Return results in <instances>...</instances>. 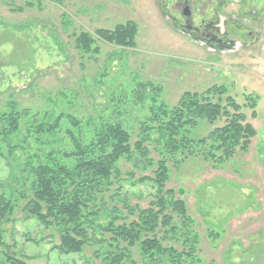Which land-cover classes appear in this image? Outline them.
Returning <instances> with one entry per match:
<instances>
[{"label": "rangeland", "instance_id": "1", "mask_svg": "<svg viewBox=\"0 0 264 264\" xmlns=\"http://www.w3.org/2000/svg\"><path fill=\"white\" fill-rule=\"evenodd\" d=\"M175 1L0 0V110L7 99L17 100L40 117L45 111L53 112V117L65 112L85 126L90 118L109 116L116 107L115 118L138 126L137 118L146 117L153 103L150 90L143 91L141 83L159 86V100L171 106L187 91L225 85L258 132L249 151L219 167L201 157L190 158L178 168L171 166L167 187L184 190L198 223L205 264H264V39H255L264 38V0H203L209 6L206 11L220 9L215 17L222 31L241 38H249L247 30L252 32L249 42L255 43L229 51L214 50L186 32L179 24V10L173 9ZM251 10L257 12L256 18L250 16ZM244 12L249 14L246 21ZM232 18L242 26L238 33ZM128 20L138 25L135 47L98 39V52L85 54L76 48L75 35L81 31L113 29ZM112 94L120 98L116 105L110 103ZM138 94L144 98L140 100ZM205 123L201 120L193 136L209 132ZM67 128L72 125L63 119L57 137L62 138L61 147L71 149ZM83 131L92 135L90 127ZM131 168L126 162L124 170ZM10 172L7 161L0 158V194L3 187H12L7 183ZM16 187L23 188L18 183ZM125 191L142 197L145 206L154 188L127 184ZM24 204L11 220L0 221L11 251L27 257L30 264H103L90 247L79 253L60 252L55 248L58 234L35 218H25ZM210 230L218 233L216 240L209 237Z\"/></svg>", "mask_w": 264, "mask_h": 264}, {"label": "trees", "instance_id": "2", "mask_svg": "<svg viewBox=\"0 0 264 264\" xmlns=\"http://www.w3.org/2000/svg\"><path fill=\"white\" fill-rule=\"evenodd\" d=\"M137 34V23L128 20L113 29L81 31L75 35V46L85 54L98 52L100 39L133 48ZM140 86L150 90L153 103L146 117L137 118L138 126L115 118L116 107L109 116L90 118L82 126V120L72 114L53 117V112L45 111L40 117L17 100L7 99L0 110V158L10 166L6 182L12 187H3L0 194V221L11 220L25 202V218L53 228L60 240L55 248L64 254L90 247L103 264H205L198 223L184 190L167 187L171 166L178 168L190 158L201 157L219 167L249 151L258 132L225 85L187 91L172 106L159 100V86L151 82ZM119 99L112 94L109 100L116 105ZM63 119L72 125L65 129L71 149L61 147L62 138L57 137ZM201 120L210 130L195 137L193 131ZM89 127L90 137L83 131ZM126 162L131 169L124 170ZM127 184L154 188L147 205H142V197L125 191ZM209 237L216 240L218 233L210 230ZM0 246V264H30L27 257L10 250L1 228Z\"/></svg>", "mask_w": 264, "mask_h": 264}, {"label": "flooded vegetation", "instance_id": "3", "mask_svg": "<svg viewBox=\"0 0 264 264\" xmlns=\"http://www.w3.org/2000/svg\"><path fill=\"white\" fill-rule=\"evenodd\" d=\"M208 7V4L205 3L203 0H176L173 5V9L179 10L180 12L182 20H180L179 24L183 26V29L186 32L192 33L197 38L202 39V43H205L209 47L212 46L214 50H236V47L238 46H244L255 43L253 41L251 43L249 42L253 35L250 30L246 31L247 35H249V38H246L245 36L241 38L237 36L238 34L230 35L226 31V29L222 31V29L217 26V18L215 17L216 13L218 14L220 9L215 8L212 12H209L205 10ZM244 13L246 14L245 21L246 19H248L247 16L249 14L250 16H252L253 14V17L254 15L257 16V12L253 10H251L249 14H247V12ZM208 15L210 16L207 17ZM195 17L198 21L195 20ZM177 18V16L176 18L174 16V19ZM234 22H236V19L232 18L231 24H233V30H237L238 33L242 26L234 24ZM255 39L257 41H260L264 38L262 36H258L255 37Z\"/></svg>", "mask_w": 264, "mask_h": 264}]
</instances>
